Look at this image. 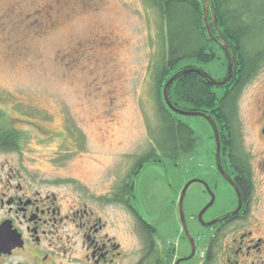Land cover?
I'll return each instance as SVG.
<instances>
[{
    "label": "rangeland",
    "instance_id": "obj_1",
    "mask_svg": "<svg viewBox=\"0 0 264 264\" xmlns=\"http://www.w3.org/2000/svg\"><path fill=\"white\" fill-rule=\"evenodd\" d=\"M91 1L88 8L83 3L89 0H0V130L20 133L18 150L0 152V160L24 161L38 179L74 198L84 189L107 190L112 184L110 166L146 154L159 126L154 74L165 48L158 12L145 0ZM260 2L264 0H234L232 7ZM87 40L93 43L90 61L80 66V45ZM210 47L216 54L210 63L186 59L174 71L188 66L222 79V51L213 41ZM253 101L251 87L240 102L250 141ZM176 119L193 129L195 147L177 161L158 158L163 162L154 201L163 264L189 253L178 212L188 182L203 180L215 195L203 215L205 222L226 213L234 202L227 184L212 180L215 142L206 119ZM208 201L201 184L188 187L184 217L197 252L181 264H201L212 229L195 218ZM133 238L135 263L141 255L139 240ZM222 243L220 239L209 264H224Z\"/></svg>",
    "mask_w": 264,
    "mask_h": 264
},
{
    "label": "flooded vegetation",
    "instance_id": "obj_2",
    "mask_svg": "<svg viewBox=\"0 0 264 264\" xmlns=\"http://www.w3.org/2000/svg\"><path fill=\"white\" fill-rule=\"evenodd\" d=\"M90 1L83 6L91 8ZM210 38L222 51L226 65L225 76L216 81L227 77L228 59L232 66L229 80L219 87L225 107V144L220 161L224 175L214 161L212 180L227 184L234 202L230 210L212 220L217 222L210 226L207 246L215 240L212 257L222 240L224 264H264V63L256 62L245 71L240 49L233 41L220 38L217 32H211ZM92 44L87 40L85 46L80 45V66L84 60L90 61ZM251 87L252 141L240 117L241 99ZM162 162L116 161L107 170L112 179L107 190L95 193L84 189L80 197L74 198L38 179L24 161L0 160V264H163L155 217L158 206L154 201ZM193 181L209 195L206 206L210 192L214 195L212 188L203 180ZM134 236L139 240L141 255L135 263ZM194 242L192 259L197 252ZM190 252L191 248L173 264ZM201 256L203 264L206 252Z\"/></svg>",
    "mask_w": 264,
    "mask_h": 264
},
{
    "label": "trees",
    "instance_id": "obj_3",
    "mask_svg": "<svg viewBox=\"0 0 264 264\" xmlns=\"http://www.w3.org/2000/svg\"><path fill=\"white\" fill-rule=\"evenodd\" d=\"M159 14L164 30L162 40L164 54L154 74L155 98L159 126L151 135V148L136 161H159L160 157L177 161L182 155L191 153L195 147L193 129L176 119L162 98L166 82L179 71L175 67L183 60L191 59L207 64L215 59L211 49V38L204 20L203 5L200 0H145ZM234 0H210L215 23L223 38L234 42L240 49L243 70L248 71L254 63H264V3L250 7V4L232 7ZM210 31L216 32L209 23ZM213 28V29H212ZM183 69H189L185 67ZM181 69V71L183 70ZM219 87H212L207 80L196 73L178 77L167 91L175 108L185 111L203 112L210 116L217 126L221 140V161L223 154V128L225 118L224 100L218 96ZM20 133L12 129L0 130V151H15L19 148ZM232 152V150H231ZM213 242L207 246V259L212 260ZM141 264V263H139Z\"/></svg>",
    "mask_w": 264,
    "mask_h": 264
},
{
    "label": "water",
    "instance_id": "obj_4",
    "mask_svg": "<svg viewBox=\"0 0 264 264\" xmlns=\"http://www.w3.org/2000/svg\"><path fill=\"white\" fill-rule=\"evenodd\" d=\"M202 2L203 5V10H204V20H205V24L206 27L208 29V33L211 35V31H210V26H209V20L211 22V24H213L217 35L221 38V34L218 31V28L216 26L215 23V18H214V12H213V7L212 4L210 2V0H200ZM226 51V49H225ZM231 70H232V66L231 63L229 62L228 59V74L227 77L223 80V81H216L214 80L212 77H210L206 72H204L202 69L200 68H190V69H186V70H182L179 71L178 73H176L175 75H173L165 84L164 90H163V97H164V101L165 104L167 105V107L174 113L178 114V115H182V116H200L206 119V121L208 122L209 126L211 127L212 133H213V138H214V142H215V163H216V168L218 170V172L223 176L224 173L222 171L221 168V142H220V136H219V132L217 129L216 124L214 123V121L211 119L210 116L206 115L203 112H198V111H185V110H181L178 108H175L172 103L170 102L168 95H167V91L170 88L171 84L180 76L182 75H186L188 73H196L198 75H200L202 78H204L205 80H207V82L209 83L210 86L213 87H221L223 86L227 80H229L230 76H231ZM194 181H190L188 182L185 187L183 188L181 195L179 197V201H178V212H179V217H180V223H181V227H182V231L185 235V237L187 238L190 248H191V252L190 255L185 258V259H180L176 262V264H179L182 261H188L190 259L193 258L194 253H195V242L194 239L192 237V235L190 234V231L187 228L186 225V221H185V217H184V208H183V202L185 199V195H186V191L188 189V187L193 183ZM207 189L209 190V188L207 187ZM210 202L198 213V221L203 224L204 227H210L213 226L217 220L211 221V222H207L204 223L202 216L204 214V212L207 210L208 207H210L213 203H214V195L210 192ZM238 209L233 213V215H235L237 213ZM227 217V216H226ZM225 217V218H226Z\"/></svg>",
    "mask_w": 264,
    "mask_h": 264
}]
</instances>
